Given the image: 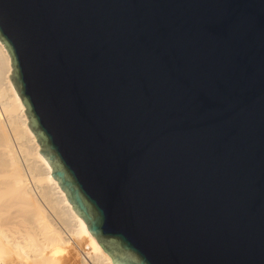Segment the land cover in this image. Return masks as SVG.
I'll return each instance as SVG.
<instances>
[{"label":"water","instance_id":"1","mask_svg":"<svg viewBox=\"0 0 264 264\" xmlns=\"http://www.w3.org/2000/svg\"><path fill=\"white\" fill-rule=\"evenodd\" d=\"M0 44L112 264H264V0H0Z\"/></svg>","mask_w":264,"mask_h":264},{"label":"bare ground","instance_id":"2","mask_svg":"<svg viewBox=\"0 0 264 264\" xmlns=\"http://www.w3.org/2000/svg\"><path fill=\"white\" fill-rule=\"evenodd\" d=\"M0 44V264H112L39 154Z\"/></svg>","mask_w":264,"mask_h":264}]
</instances>
